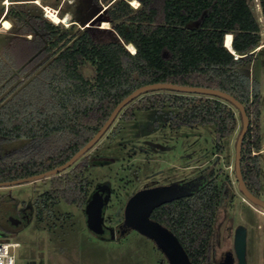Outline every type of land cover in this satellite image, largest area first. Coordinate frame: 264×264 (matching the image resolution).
I'll return each instance as SVG.
<instances>
[{
    "label": "trees",
    "instance_id": "1",
    "mask_svg": "<svg viewBox=\"0 0 264 264\" xmlns=\"http://www.w3.org/2000/svg\"><path fill=\"white\" fill-rule=\"evenodd\" d=\"M88 1L91 13L66 27L45 16L46 0H10L7 10L0 0V18L12 24L7 34L0 33V182L65 162L70 155L61 163L53 159L58 149L80 148L129 94L169 82L219 89L245 105L251 122L242 146V173L250 191L262 198L263 87L252 74L262 33L249 0ZM59 13L63 19L66 10ZM105 21L111 28L100 27ZM229 34L232 51L225 45ZM149 121L163 138L205 127L213 136L212 154L228 159L241 120L232 104L216 96L150 92L120 112L107 131L109 144L130 140V126ZM22 141L20 149L2 152L3 145ZM34 142L51 145H43V154ZM30 147L41 160L25 156ZM211 170L210 184L154 215L177 236L193 264H208L227 192L220 172ZM79 179L51 177L60 202L84 207L88 194Z\"/></svg>",
    "mask_w": 264,
    "mask_h": 264
},
{
    "label": "rangeland",
    "instance_id": "2",
    "mask_svg": "<svg viewBox=\"0 0 264 264\" xmlns=\"http://www.w3.org/2000/svg\"><path fill=\"white\" fill-rule=\"evenodd\" d=\"M10 3V0H3L2 5L7 10ZM36 3L41 2L37 1ZM46 3L48 5L43 8L45 16L55 23L62 22L66 27L71 24L73 19L85 17L91 13V4L88 0H46ZM249 3L261 26L262 33V43L255 50L252 74L259 78L263 87L262 125L264 135V0H249ZM132 5L138 6V2L133 1ZM48 8L52 9L59 19H53L49 15ZM61 9L66 10L63 19L60 18L59 11ZM4 22L2 16L0 18V33L7 34L12 24L8 21V27H5ZM100 27L111 28V24L105 21ZM102 39L103 41L108 40L107 37ZM129 49L133 52L130 46ZM92 74V69L86 70L87 76ZM140 124L143 123L135 124L133 129L132 125L130 126V130H132L130 139L134 140L133 143H125L123 146L109 144L105 154L108 163L103 166L98 164L97 168H93L89 177L92 185L104 179L112 182L114 194L108 208L107 222L115 223L118 220L119 211L127 199L149 179L158 180L161 178L164 180V176L179 178L181 173H179V166L185 164L183 157L188 155L187 174L190 181L186 187L190 189L189 191L196 189L201 183L193 180L192 176L194 177L205 169L219 171V179L227 184V197L218 209L208 264H216L228 252L234 254V230L238 225H243L248 230V264H264V209L251 205L245 200L238 189L234 171L235 143L242 128L241 121L238 131L231 139L228 159L212 154L213 136L205 127L184 131V134L176 136L175 139L168 142L158 136L159 131L155 130L154 125L147 127ZM125 133L126 136L130 134V132ZM141 139L155 140L160 145L167 144L174 147L173 150L158 153L154 150L149 151L148 146L143 145L149 152L139 151L135 154L134 149L136 148L132 144L142 147ZM24 145L23 141L6 144L2 146L4 149L2 152L20 149ZM34 145L45 154V150L42 148L46 147L43 145L51 144L34 142ZM35 151L36 149L32 150L30 147L26 150L25 156L28 158L35 156L37 161L41 160L40 156H36L38 150L34 154ZM260 154L263 156L262 198L264 199V139ZM44 182L41 180L12 188H2L0 195L9 194L15 199L14 205L31 199L36 203L41 192L48 189L50 180ZM232 198L235 200L232 201ZM59 204L60 206L55 210L57 223L54 224L55 221H50V226H52L50 232L44 231L40 223L35 220L10 239L12 242L21 243V247L11 249L17 264H170L165 254L151 239L133 231L115 241H101L90 233L87 227L85 208L67 205L63 201ZM234 258L237 262L235 255Z\"/></svg>",
    "mask_w": 264,
    "mask_h": 264
},
{
    "label": "water",
    "instance_id": "3",
    "mask_svg": "<svg viewBox=\"0 0 264 264\" xmlns=\"http://www.w3.org/2000/svg\"><path fill=\"white\" fill-rule=\"evenodd\" d=\"M232 51V50H231ZM156 91H172L188 94H200L207 96H216L232 104L239 112L242 123L241 131L235 143V177L238 181V189L250 204L264 209V199L255 195L248 188L242 173V146L244 138L250 126V117L246 112L245 105L233 95L215 88L200 86H186L173 84L169 82L154 83L141 86L124 98L113 110L107 121L99 129L92 140L86 144L75 156L65 164L33 176L20 178L12 181L0 182V188L15 187L23 184L33 183L60 173L71 167L73 163L84 153L90 150L101 137L109 130L117 119L120 112L132 101L140 96ZM182 189L175 187H159L139 191L134 194L128 201L125 209V226L136 230L141 235L151 239L156 243L158 248L165 254L170 264H193L184 247L178 240L177 236L162 224L151 219L152 212L161 205L174 199L184 196ZM111 196V186L104 185L97 189L92 200L86 207L85 214L88 228L97 236L103 237L107 230L104 227L105 209ZM16 220V219H14ZM247 238L248 230L245 226H239L234 236V252L237 259L230 254L226 256L219 264H248L247 262Z\"/></svg>",
    "mask_w": 264,
    "mask_h": 264
},
{
    "label": "flooded vegetation",
    "instance_id": "4",
    "mask_svg": "<svg viewBox=\"0 0 264 264\" xmlns=\"http://www.w3.org/2000/svg\"><path fill=\"white\" fill-rule=\"evenodd\" d=\"M140 125L147 126V127L152 126V125H154L155 127L157 126L155 122H150V121L148 123H144V124H140ZM98 131H99V129H98ZM96 133L93 135V137L96 135ZM109 133L110 132H106L101 137V139L90 150H88L86 153L81 155L73 163V165H71V167H69L68 169H66L64 171H61L60 173H58L56 175L51 176V177H58L59 179H62V178L65 179L68 177L69 178L75 177L76 180H77V178H80L79 180H83V181H81V183L83 182V184L86 185L87 194H88L86 204L84 205V207H82V208H85V210H86V207L89 204V202L92 200L93 194L97 189H99L100 187H102L104 185H110L111 186V196H110L109 203L105 209V218H104V227L107 230V233L103 237H99V236L95 235L88 228L90 233H92L95 237H97L101 241H115V240H118V239L126 236L130 232H133V231L137 232L136 230H133V229L125 226V224H124L126 205H127L128 201L130 200V198L134 194H136L137 192L148 190V189L159 188V187H175L177 189H182L184 194H186L189 192L190 193L195 192V191L199 190L200 188H203L205 185L210 184L212 181L211 176H212L213 171L208 170V169L202 170L198 174L194 175V177L192 176L193 180L195 179L196 181L201 182L199 187H196V189L189 191L190 189L186 187V184L189 183V181H190V177H188V174H187L188 173V162H189V160L187 159L188 155H184V157L183 156L182 157L185 158V164L179 166V173L181 172L179 175V178H170L169 176H167V177H169V178H167L166 176H164L165 177L164 180H162L161 178H159L158 180H150L149 179L147 181V183H143V185H141L127 199V201L123 205V208L119 211L118 220H116L115 223L114 222H107V212H108V208H109V205L111 203V200H112V197L114 194L112 182L109 181L108 179H104L102 181H97L94 185H92L91 181L89 180V177L91 175L93 168H97L98 164L103 166L106 163H108V158L105 154H106L107 148L109 147V138H108ZM182 134H184V133L182 132ZM92 138L72 153H71V150L69 149V151H70L69 152L65 146L58 149V151L55 154V158H53L56 161V163H61V161L64 160L65 157L68 155H70V157L67 160H65V162L55 166L52 169L47 170V171L53 170V169L65 164L73 156H75L86 144H88L92 140ZM175 138H176V136H175ZM175 138L174 137H170V138L164 137V140L169 142L170 140H173ZM133 141L134 140L130 139V140L122 141L119 144H120V146L121 145L123 146V144H125V142L133 143ZM140 144L142 145V147H139L138 145L132 144L133 147L136 148V149H134L135 154L138 153L139 151L148 153L150 150H154V151L160 153L161 151L173 150V147H174V146L173 147L169 146L167 144H166L167 146L166 145H160L155 140L151 141L149 139L148 140L147 139H143V140L141 139ZM143 145H147L149 151H148V149H145V147ZM47 171H45V172H47ZM175 171H177V170H175ZM51 177L45 178L46 180L42 179V181H45V182L49 179L50 183L48 185V189L45 191H42L41 194L38 196L39 199H38V202H36V203L33 202V199H31V200L22 201L19 205H14L15 199L12 198L7 193L4 194L3 200L0 201V215L2 214L0 216V239L10 240L17 233H19L21 230H23L24 228L31 225L35 220H37L40 223L41 228H43L44 231L50 232V229H52V226H50V221L51 222L55 221V222H53L54 224L57 223L55 210H57L58 206H60V204H59L60 201L57 198V195L55 193V189L52 186ZM195 177H197V178H195ZM39 181H41V180H39ZM33 183H35V182H33ZM7 188H12V187H7ZM0 189H2V188H0ZM226 197H227V192L225 193L224 199ZM181 198L182 197L174 199L168 203L161 205L160 207H157L152 212L151 219L155 222H158L154 217L156 211L166 204L168 205L170 203L178 202L179 200H181ZM233 200H234V198H232V201ZM85 217H86V214H85ZM14 219H16V220H14ZM86 221H87V219H86ZM239 226H243V225H238L235 228L234 236H235V231ZM87 227H88V225H87ZM15 243L18 244L17 248L21 247L20 242H15ZM228 254H230L232 257H234L235 252H234V254L232 252H228L216 264H219L224 258H226V256Z\"/></svg>",
    "mask_w": 264,
    "mask_h": 264
},
{
    "label": "built area",
    "instance_id": "5",
    "mask_svg": "<svg viewBox=\"0 0 264 264\" xmlns=\"http://www.w3.org/2000/svg\"><path fill=\"white\" fill-rule=\"evenodd\" d=\"M238 59V56H235ZM17 243L7 239H0V264H16V257L11 249L17 248Z\"/></svg>",
    "mask_w": 264,
    "mask_h": 264
},
{
    "label": "bare ground",
    "instance_id": "6",
    "mask_svg": "<svg viewBox=\"0 0 264 264\" xmlns=\"http://www.w3.org/2000/svg\"><path fill=\"white\" fill-rule=\"evenodd\" d=\"M47 10H48V12H49V15H50L53 19H56V20L59 19L58 16H57V14H56L55 12H53L52 9L48 8ZM3 21H5L4 23L8 25V21H6V20H3ZM232 39H233V37H232V35H230V34L227 35L226 38H225V45H226L230 50H232ZM130 48L133 50V52H135V49H134L133 46H130Z\"/></svg>",
    "mask_w": 264,
    "mask_h": 264
},
{
    "label": "snow or ice",
    "instance_id": "7",
    "mask_svg": "<svg viewBox=\"0 0 264 264\" xmlns=\"http://www.w3.org/2000/svg\"><path fill=\"white\" fill-rule=\"evenodd\" d=\"M5 27H8V25H7V24H5Z\"/></svg>",
    "mask_w": 264,
    "mask_h": 264
},
{
    "label": "crops",
    "instance_id": "8",
    "mask_svg": "<svg viewBox=\"0 0 264 264\" xmlns=\"http://www.w3.org/2000/svg\"><path fill=\"white\" fill-rule=\"evenodd\" d=\"M263 47H264V45H263ZM16 264H17V262H16Z\"/></svg>",
    "mask_w": 264,
    "mask_h": 264
}]
</instances>
